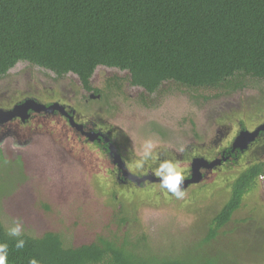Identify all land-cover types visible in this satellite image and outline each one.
I'll use <instances>...</instances> for the list:
<instances>
[{"label": "trees", "instance_id": "obj_1", "mask_svg": "<svg viewBox=\"0 0 264 264\" xmlns=\"http://www.w3.org/2000/svg\"><path fill=\"white\" fill-rule=\"evenodd\" d=\"M19 62L51 72L54 80L73 73L85 89L101 93L97 100L104 105L105 87L116 92L125 82L143 95L173 91L198 101L208 98L205 91L229 95L251 80L264 99V0H0V80ZM97 67L126 75L92 87ZM261 168H244L194 237L176 243L167 238L158 245L115 222L113 229L110 223L80 225L91 240L74 244L64 232L76 223L63 222L62 229L24 232L25 247L18 250L1 218L0 242L9 245L8 264H29L33 257L40 264H264L260 244L232 223ZM44 197L43 214L51 211Z\"/></svg>", "mask_w": 264, "mask_h": 264}, {"label": "rangeland", "instance_id": "obj_2", "mask_svg": "<svg viewBox=\"0 0 264 264\" xmlns=\"http://www.w3.org/2000/svg\"><path fill=\"white\" fill-rule=\"evenodd\" d=\"M114 74L123 77L126 72L97 67L91 77V85L106 86L105 77ZM53 76L42 68L17 63L8 71L7 77L0 80V107H10L24 95L46 101L64 98L71 104L82 100L81 94L85 92L82 89L76 92L79 81L75 76L67 74L60 80L52 79ZM254 83L250 80L249 86L229 95L205 91L207 99L193 101L173 91L143 95L141 88L125 82L121 90L115 92L114 98L112 87H108L114 108L93 98L98 103L90 99L89 106H80V109L85 112L90 109L86 112L88 116L96 113V117H101L103 122H110L113 132L120 137L121 145L127 146L126 151L131 150V166L139 161L144 144L149 140L153 142L155 152L164 154L165 158H179L180 161L183 155H190L196 147L211 150L217 147L224 139L227 128L232 131L230 122L233 120L249 118L257 111L264 112V99L256 88L258 83ZM144 97L152 100L145 106L138 102ZM30 124L33 127H23L27 129L26 137L15 139L0 133V158L4 159L0 160V218L6 227L19 218L24 232L32 235L53 226L62 229L63 222L76 223L73 231H63L66 240L74 244L91 240L89 231L80 225L93 223L95 228L99 224L110 223L108 227L113 229L120 214L132 218L133 223L130 222L127 230L134 233L135 228L136 232L145 233L157 244L160 239L177 238L176 243L180 237L193 238L192 231L197 224L203 225L206 217L226 200L229 180L241 166L219 170L213 174L214 177L207 178L210 181L205 183L206 193L195 187L192 192L186 191L183 200H176L169 194L163 196L153 192L146 195L142 190H120L113 187L103 167L100 168L101 159L91 149L86 151V158L77 154L79 147L72 153L69 144L55 140L52 129L43 131L42 128H35L34 123ZM77 144L81 143L77 141ZM181 147L183 152L179 151ZM260 153L264 159V153ZM81 156L87 161L79 164L75 160ZM42 193L48 199L43 202L51 207V211L44 214L39 209ZM119 204L123 205L122 213H117ZM232 218L236 231L242 236L255 238L262 248L261 252H264V177L244 196L241 207ZM110 220L114 223L108 222ZM120 230L125 231V226L122 225Z\"/></svg>", "mask_w": 264, "mask_h": 264}, {"label": "flooded vegetation", "instance_id": "obj_3", "mask_svg": "<svg viewBox=\"0 0 264 264\" xmlns=\"http://www.w3.org/2000/svg\"><path fill=\"white\" fill-rule=\"evenodd\" d=\"M69 74L71 77L73 75L78 79V77L73 73ZM42 75L44 74L42 73ZM76 89H79L76 90V92L80 91V89L85 92V94H81L82 100H78L76 104H71L64 98L46 101V99H37L32 96H22L16 102L12 103L10 107H12L14 104H23L26 100L32 101L31 107L24 111L22 114L24 116L15 114L11 118H7L4 121L1 120L0 133L5 135V137L10 135L15 139H17V137H26L27 129H24L23 127L32 126L30 123H34L35 128H42L43 131L47 128L52 129L51 131L53 132V135H55V140L69 144L72 153L76 152V148L79 147L77 154H82L85 157L86 151L91 149L94 155L96 154V156L101 159V162L99 163L100 168L103 167L106 177L110 180V182H112L114 188H118L120 190L127 188L130 191L142 190L141 192L146 195H149L153 192L160 195L162 194L163 196L168 194L160 189L158 183L159 178L154 176V172L158 166V163L160 160L165 159L164 154H159L160 160L147 161L144 169H137L135 165L131 166L132 162L129 160L131 150L128 148L129 151H126L125 147L127 146L124 147V145H121L120 137H117V133L113 132L114 128L110 122H103L101 117H96L98 116L96 113H92L90 116H88L86 112L90 111V109L86 110V112L80 109V106L83 108L89 106L88 100L90 99L93 100L90 101L96 102V100L93 98H100L101 93L95 92L93 89H85L80 81L79 86H76ZM107 90L108 87H105L104 91L108 95V106L114 108L112 98H114L115 92L113 91V97L110 99ZM10 107L8 106L5 108H0L8 109ZM261 113L262 111H257L255 114L250 115L249 118H241L236 122L235 120L230 122L232 131L230 128H227V132L223 137L224 139L219 142L218 146L214 149H200L196 147V149L191 150L190 155H183L180 161L179 158L173 159L181 164V168L184 169L187 174V179L185 181L188 182L185 183V186L183 187L185 191L192 192V188L194 190L195 187H200L201 191L206 193L205 183L210 181V178L207 180L208 177H214L213 174L217 173L219 170L227 168L228 166L237 165L241 166L238 171L231 176L229 183L234 178H236L238 174L247 166L261 164V169L263 172L257 175V183L253 189L258 186L259 180L264 177V159L260 155V152L264 153V149H262V146L264 145V112L262 114ZM112 116L110 115V117ZM156 130L158 129L156 128ZM252 131H254L255 134L253 139L248 141L246 147L233 145L235 138L240 132ZM222 134L224 133H221V135ZM77 141H79L81 144H77ZM82 158L83 156H81L79 159H76L75 161L79 162V164H81V162L87 161V159L82 160ZM241 161L242 163L240 164ZM182 165H184V167H182ZM90 166L91 164L88 165V167L91 169L92 166ZM81 168H84V166ZM192 178L194 181L190 182ZM215 183L216 182H213V184ZM202 188H204V190ZM191 192L188 193V195H190ZM121 204H119L118 209H116L117 213H122L123 205ZM121 218H125L124 222L120 221ZM116 222H121V224L125 226V231L128 229L130 222L133 223L131 216L126 217L123 216V214H120L117 217Z\"/></svg>", "mask_w": 264, "mask_h": 264}, {"label": "clouds", "instance_id": "obj_4", "mask_svg": "<svg viewBox=\"0 0 264 264\" xmlns=\"http://www.w3.org/2000/svg\"><path fill=\"white\" fill-rule=\"evenodd\" d=\"M155 146L152 141H146L144 144L143 152L139 161L136 162L135 167L137 169H144L145 164L149 160H160L159 153L155 152ZM179 151L183 152L184 148L181 147ZM154 176L159 178V187L161 190L170 194L176 200H183L186 191L182 187L187 174L184 169L181 168L179 163L173 159L165 158L160 160L158 166L155 169ZM7 235L9 237L17 238L15 242L16 249H23L26 241L20 237L24 235V225L19 218L14 219L7 227ZM9 245L7 242H0V264H8ZM29 264H40L36 258H30Z\"/></svg>", "mask_w": 264, "mask_h": 264}, {"label": "water", "instance_id": "obj_5", "mask_svg": "<svg viewBox=\"0 0 264 264\" xmlns=\"http://www.w3.org/2000/svg\"><path fill=\"white\" fill-rule=\"evenodd\" d=\"M31 103H32L31 100H26L25 103H23V104H14L12 107H10L8 109H2V108H0V121L1 120L4 121L7 118H11L15 114L24 116L22 114L24 113V111L27 108L31 107ZM53 106H56V105H53ZM50 107H52V106H50ZM254 134H255L254 131H252V132H240L237 135V137L235 138V140L233 142V145L234 146H240V147H246V144L248 143V141H250L251 139H253ZM195 178H196V176H195ZM192 181H194L193 178L190 180V182H192ZM187 182L188 181H185L184 184L182 185V187H184L185 186V183H187Z\"/></svg>", "mask_w": 264, "mask_h": 264}]
</instances>
